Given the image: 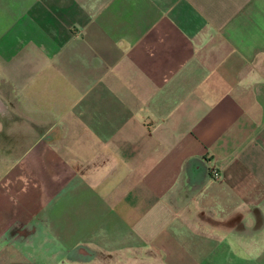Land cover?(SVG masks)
Returning a JSON list of instances; mask_svg holds the SVG:
<instances>
[{
  "label": "crops",
  "instance_id": "0c3cea01",
  "mask_svg": "<svg viewBox=\"0 0 264 264\" xmlns=\"http://www.w3.org/2000/svg\"><path fill=\"white\" fill-rule=\"evenodd\" d=\"M0 144V264H264V0H0Z\"/></svg>",
  "mask_w": 264,
  "mask_h": 264
},
{
  "label": "built area",
  "instance_id": "2783aa9c",
  "mask_svg": "<svg viewBox=\"0 0 264 264\" xmlns=\"http://www.w3.org/2000/svg\"><path fill=\"white\" fill-rule=\"evenodd\" d=\"M212 175L216 179H221V177H222V174H221L220 170L217 169V168L216 169H213Z\"/></svg>",
  "mask_w": 264,
  "mask_h": 264
},
{
  "label": "rangeland",
  "instance_id": "374dc122",
  "mask_svg": "<svg viewBox=\"0 0 264 264\" xmlns=\"http://www.w3.org/2000/svg\"><path fill=\"white\" fill-rule=\"evenodd\" d=\"M22 146V145H21ZM0 150H8L5 145L0 144Z\"/></svg>",
  "mask_w": 264,
  "mask_h": 264
}]
</instances>
